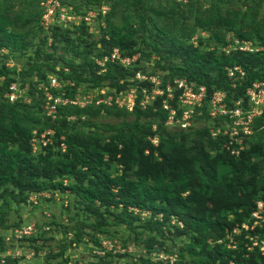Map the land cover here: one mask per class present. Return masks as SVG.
I'll return each instance as SVG.
<instances>
[{
  "label": "trees",
  "instance_id": "1",
  "mask_svg": "<svg viewBox=\"0 0 264 264\" xmlns=\"http://www.w3.org/2000/svg\"><path fill=\"white\" fill-rule=\"evenodd\" d=\"M60 1L72 5V0ZM218 1L222 0L212 2L207 23L199 24L210 33L213 46L225 44L216 34V29L221 27L233 31L239 40H250L241 29L235 28L233 21L221 17ZM134 2L138 6L134 10L136 25L128 20L121 26L113 25L111 11L99 18L104 27L100 21L96 39L84 25L68 28L52 24L44 29L42 11L25 19L20 24L21 31H17V21L0 14V76L4 77L0 85V201L8 208L10 199L21 202L33 193L69 191L79 199L87 214L98 219L100 231L108 226L109 216H113L114 225L130 228L140 220L139 213L131 208L149 212L144 218L147 230H155L160 236L163 226L175 219L172 227L176 233L189 235L191 239L182 249L187 259L181 255L178 261L161 259L154 264H264V253L258 247L252 251L245 247L250 243L249 237L264 240V225L253 231L241 228L250 218L256 201L264 202V175L261 174L264 120H256L255 132L245 141V149L234 156L224 147L226 137L210 135V129L219 127L220 121L210 124L207 115V101L214 91L225 92L229 100L238 99L245 96V90L252 83L264 82V50L235 49L226 53L217 47L204 49L202 39L194 45L189 42L191 34L178 35L158 28L150 18L154 10L146 7L144 0ZM77 8L76 13H80ZM80 33L93 41L77 37L82 51L78 44L74 45L73 38ZM258 38L264 46V36ZM114 48L122 56L138 55L134 66L123 68L107 63L105 72L99 73L95 58ZM60 49L65 55H56ZM151 58L153 64L148 70L145 65ZM8 61L13 62L12 67L7 66ZM235 67L242 75L235 71L229 77L228 69ZM136 73L159 78L163 89L167 84L173 86L178 79L204 86L206 98L201 115L187 129L167 126L168 111L162 108V101L166 100L180 116L177 98L181 90L174 89L172 100L166 99L165 94L156 96L141 108L142 90L151 92L155 85L135 79ZM53 75L71 83L62 90H52L54 95L63 91L66 97L74 98L77 93L103 87L118 92L135 87L136 105L131 112L116 106L65 105L59 106L54 119L46 117L42 109L43 87ZM12 82L20 88L28 87L24 95L28 103L21 100L11 103L4 97ZM101 113L131 115L134 119L106 126L112 132L106 140L97 133L78 129L90 125L87 123L90 117ZM198 121L203 122L201 127L194 126ZM47 129L54 131L52 144L33 153L32 132L40 134ZM155 138L156 144L152 142ZM62 144L64 151L60 148ZM177 158L182 161L177 162ZM112 165L117 168L116 174L110 172ZM251 176L257 179L252 180ZM63 179H68L69 184L64 185ZM4 211L0 207L1 222ZM234 229H239L233 235L235 249L227 248L226 240L217 243ZM146 245L151 251L164 254L162 244L157 241L150 239Z\"/></svg>",
  "mask_w": 264,
  "mask_h": 264
},
{
  "label": "rangeland",
  "instance_id": "2",
  "mask_svg": "<svg viewBox=\"0 0 264 264\" xmlns=\"http://www.w3.org/2000/svg\"><path fill=\"white\" fill-rule=\"evenodd\" d=\"M49 1L0 0V14L17 21V31H21L20 24L30 15L43 12ZM102 1L97 4L90 3L88 0H72V6L71 4L64 5L58 0L61 5L66 6L73 13H76V8L79 7L77 9H80V13L76 14L80 20L88 12L95 13L100 6H106L108 8L106 15L111 11L113 13L110 17L113 25L121 26L127 20L130 24L136 25L137 17L134 10L138 6H135V0ZM144 1L146 7L154 10L155 13L151 12L150 18L158 28L178 35L191 34L189 42L194 45L202 39L204 49L210 50L212 47H217L226 53L237 49L239 45L242 46L241 42L250 43V48L253 49H264L258 38V36H264V0H222L220 3L218 1L221 17L227 21H233L235 28L241 29L242 33L251 38L250 40H239L233 31L221 27L216 29V34L225 41L222 46L221 44L213 46L214 40L210 38V33L199 25L207 23L212 13L210 10L212 2L217 0ZM101 17L103 16L99 14L91 25L93 31H98V24L102 21L99 19ZM79 25L86 26L83 21H79L74 27ZM212 32L215 33L214 30ZM93 34V38H98V33ZM77 37H81L84 41L88 39L82 37L81 33L73 37L74 45L78 44L79 51H82V43ZM60 54L65 55L64 50L60 49L56 52V55ZM97 58L99 57L95 59ZM152 58L147 62L146 67L144 66L148 70L153 64ZM157 79L160 81L159 78ZM133 119L131 115L124 117V115L118 116L114 113H101L90 117L87 122L90 125L78 127V129L84 133H97L106 140L112 134L111 131L106 130V126H117L123 120L132 122ZM209 123L212 124L211 119ZM202 125L203 122L198 121L194 126L201 127ZM60 148L61 151L65 150V146H60ZM176 161L181 162L182 158H177ZM110 172L112 174L118 172L115 165L111 166ZM261 174L264 175V165L261 168ZM250 179H257V177L251 176ZM69 182L68 179H63L64 185H68ZM79 202V199L69 191L33 193L28 196L27 200L21 202L10 199L8 208L1 200V211H6L3 214L4 221L0 220V264H154L158 262L154 259V251L146 245L150 239L162 244L161 249H164V256H170L178 261L180 256L184 255L187 259V254L182 249L190 243L191 239L189 235L176 233L172 227L176 222L175 219H172L167 226H163L164 232L160 236L155 230H147V219H142L140 215V220L135 221L130 228L114 225L113 216H109L108 226L103 232L97 227L98 219L87 214ZM146 216L144 215L143 218ZM24 232L27 234L24 235ZM99 238L115 244L119 250L113 248L110 254L99 256L95 253L101 249Z\"/></svg>",
  "mask_w": 264,
  "mask_h": 264
},
{
  "label": "built area",
  "instance_id": "3",
  "mask_svg": "<svg viewBox=\"0 0 264 264\" xmlns=\"http://www.w3.org/2000/svg\"><path fill=\"white\" fill-rule=\"evenodd\" d=\"M108 8L106 6H100L95 13L88 12L86 16L82 17L81 20L77 18V14L71 12L69 8L58 2V0H50L45 6L42 17L41 26L44 29L49 28L52 24H57L63 27H74L79 21L88 27L90 33H98L93 31L91 25L95 22V19L99 14L102 16L106 15ZM100 25L104 27V22ZM68 27V28H69ZM242 46H238V50L253 52L258 49L250 48V43L241 42ZM235 50V49H234ZM264 50V49H262ZM138 59V55L132 57L122 56L117 48H114L108 54L103 55L101 58L95 60L96 64L100 67L99 73L105 72L107 63H116L123 68H132ZM13 62L8 61L7 66L12 67ZM19 69V67H18ZM237 71L242 75L241 70L238 67L228 69V76L232 77L234 72ZM135 79L137 80H148L153 85L154 89L151 92H147L145 89L142 90L143 99L139 101V106L145 108L156 96L166 95V99L172 100L174 98V89L181 90L177 98L179 108L181 109V115L177 116V110L170 105L166 100L162 101V108L168 111V117L166 125L179 126L182 129H187L193 125L194 119L201 115V108L205 102L206 89L204 86H196L193 83H188L184 79L174 80L173 86L167 84L165 89L160 87V81L157 77H146L140 73H136ZM4 77L0 76V85L3 83ZM71 85L68 81H60L55 75L48 77V85L43 87L44 103L42 104L43 113L46 117L54 119L56 117L59 106L72 105L76 107H87V106H106L127 110L131 112L136 105L137 90L135 87H130L126 90L118 92L114 89H108L106 87L100 89H94L87 93H77L74 98H68L65 96V92H61L59 95H54L52 90H62L65 85ZM234 86V85H233ZM27 86L20 88L16 82L9 84L4 97L9 102L13 103L16 101H22L28 103L29 100L25 97ZM207 115L209 120L220 121L219 127L210 129V135L217 137L223 135L226 137L224 147L226 150L234 156H238L239 153L245 149V141L249 139L255 132V122L257 119L264 120V82H254L245 90V96L243 98L231 99L227 98V95L223 91H214L207 101ZM154 128V127H153ZM31 138L32 152L37 153L43 148L52 144V138L54 135L53 130H45L38 134L36 131L32 132ZM156 144L157 139L152 140ZM64 147V144L61 145ZM134 213L144 219V215H149V212H140L138 209L131 208ZM264 225V202L256 201L255 208L252 211L248 221L241 225L246 231H253L257 227ZM179 226H182L179 223ZM239 229H234L231 234H227L225 239L218 240L220 244L224 240L227 241L226 247L235 249L236 241L234 234L238 233ZM22 233V232H21ZM27 232H24V235ZM249 244L246 243L245 247L247 251H252L254 247H258L261 254L264 253V240L257 241V237H249ZM101 249L95 251L99 256H104L107 253L112 252L113 248H116L115 244L99 238ZM114 250H119L117 247ZM115 252V251H114ZM154 259L158 260H169L171 263L175 260L170 256H164L163 253H153ZM233 264V262H230Z\"/></svg>",
  "mask_w": 264,
  "mask_h": 264
}]
</instances>
